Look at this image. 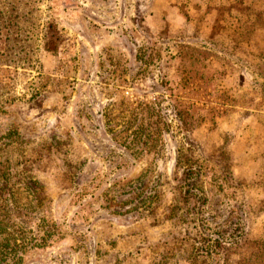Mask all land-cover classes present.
Returning <instances> with one entry per match:
<instances>
[{"label":"rangeland","instance_id":"rangeland-1","mask_svg":"<svg viewBox=\"0 0 264 264\" xmlns=\"http://www.w3.org/2000/svg\"><path fill=\"white\" fill-rule=\"evenodd\" d=\"M0 38V139L44 185L14 206L30 240L17 264H204L201 248L207 264L253 263L264 0H0ZM179 155L206 164L207 198L170 219Z\"/></svg>","mask_w":264,"mask_h":264},{"label":"trees","instance_id":"trees-1","mask_svg":"<svg viewBox=\"0 0 264 264\" xmlns=\"http://www.w3.org/2000/svg\"><path fill=\"white\" fill-rule=\"evenodd\" d=\"M137 119H139V117H137ZM162 125L164 131H166L167 127L169 126L167 121H162ZM0 131L2 130L0 129ZM150 135L151 131L149 129V126L146 128L144 127V119L141 117L140 123L138 125V132L136 135V137L140 141L137 144L138 149L151 152L154 146L153 144L149 143ZM14 145V142H2L0 139V264H17L19 261H22L23 253L24 251H26L25 245L28 244V241H30L27 238L25 239L24 236H21V233H19V229H16L15 223L13 221V210L20 195L19 192L21 190H24L29 192V194H32L33 192L38 190L37 188H44L43 184L35 182V178L31 173H27L24 170L18 169L17 164L10 156V152L14 148L12 146ZM177 162V165H180L181 168H183L184 185L180 187L182 190L179 193L180 200L176 199L173 203L174 206L171 208V213L169 214V216L171 217L170 219L179 214V207L180 209H185L184 212L187 211L186 216H188L187 214L190 211L189 209L187 210V206L190 204L189 202L192 199L195 198L196 200H202L203 198H207L206 189L208 183V173L205 169L206 164L204 162H200L199 160H188L187 163H182V161L180 160V155L177 158ZM145 177L146 174H143L138 178L137 182L143 181L142 179ZM145 186L144 188H141L139 197L143 196V198L139 201L145 204L150 202L154 204V201L148 200V195H144ZM135 188L132 189V194L136 193ZM195 192H200L202 194V197L198 198ZM42 193L45 194V192L43 191ZM44 199L45 197L42 198V201ZM42 201L40 202L42 203ZM205 203L206 202H204L203 205ZM202 211H204V209H202ZM38 239L44 240V238L40 236ZM201 250L202 253H199V256L202 255L201 257L204 258L203 263L207 264V258L204 255L208 254V256L211 257V250L210 248H201ZM252 264H264V243L260 244V248L258 249L256 256L253 258Z\"/></svg>","mask_w":264,"mask_h":264},{"label":"crops","instance_id":"crops-1","mask_svg":"<svg viewBox=\"0 0 264 264\" xmlns=\"http://www.w3.org/2000/svg\"><path fill=\"white\" fill-rule=\"evenodd\" d=\"M198 2H199V0H194V3H195V4L198 3ZM200 3H201V1H200ZM203 14H204V13H203ZM205 15H206V14H205ZM208 15H209V14H208ZM200 16H201V12H200V13L197 12V19L200 18ZM218 17H219V13H218V11H216L215 15L211 16V20H212V19L214 20V24H215V22L217 21ZM206 19H207V18H206Z\"/></svg>","mask_w":264,"mask_h":264}]
</instances>
